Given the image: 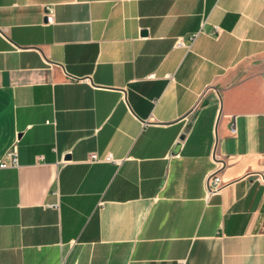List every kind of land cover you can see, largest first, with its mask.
I'll return each instance as SVG.
<instances>
[{
    "label": "crops",
    "instance_id": "obj_1",
    "mask_svg": "<svg viewBox=\"0 0 264 264\" xmlns=\"http://www.w3.org/2000/svg\"><path fill=\"white\" fill-rule=\"evenodd\" d=\"M263 86L264 0H0V264H264Z\"/></svg>",
    "mask_w": 264,
    "mask_h": 264
},
{
    "label": "built area",
    "instance_id": "obj_2",
    "mask_svg": "<svg viewBox=\"0 0 264 264\" xmlns=\"http://www.w3.org/2000/svg\"><path fill=\"white\" fill-rule=\"evenodd\" d=\"M215 32L220 34L221 28L215 25L214 27ZM198 33H195L190 36V41L193 42L194 39ZM175 47L177 48H187L186 44L184 43L182 38H178L175 40ZM189 49V48H188ZM264 87V86H263ZM196 106V105H195ZM231 132H234V128H232ZM16 145L9 148L7 152H5L4 156L0 158V169H9L11 167H17L18 166V160L19 157L17 155V149ZM112 154L108 153L104 156H99L98 153H92L89 157V162H111V163H117L119 160L113 159ZM224 166L223 163L217 164V167L215 170H213L210 175L207 177V180L205 181V187L207 188V196L215 195L221 193L222 189L224 188V181L222 180L221 174H219L221 168Z\"/></svg>",
    "mask_w": 264,
    "mask_h": 264
},
{
    "label": "water",
    "instance_id": "obj_3",
    "mask_svg": "<svg viewBox=\"0 0 264 264\" xmlns=\"http://www.w3.org/2000/svg\"><path fill=\"white\" fill-rule=\"evenodd\" d=\"M45 20H46V18H45ZM143 33L146 34V31H144ZM184 137H185V135L182 134L181 139H184Z\"/></svg>",
    "mask_w": 264,
    "mask_h": 264
}]
</instances>
